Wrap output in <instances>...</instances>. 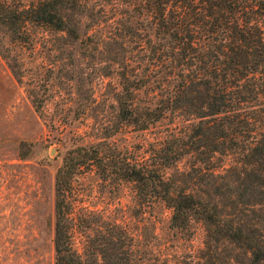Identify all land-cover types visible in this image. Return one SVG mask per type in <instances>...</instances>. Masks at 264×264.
Instances as JSON below:
<instances>
[{
	"label": "trees",
	"instance_id": "trees-1",
	"mask_svg": "<svg viewBox=\"0 0 264 264\" xmlns=\"http://www.w3.org/2000/svg\"><path fill=\"white\" fill-rule=\"evenodd\" d=\"M111 4L108 21L89 0H0V52L19 81L26 69L10 44L35 47L45 37L38 28L89 49L107 61L96 76L115 78L98 139L78 133L55 172L54 264H170L83 203L75 180L89 170L115 187L130 183L142 207L163 204L181 234L200 221L201 264H264V0ZM39 76L28 89L36 109ZM162 120L167 131L152 140L111 138Z\"/></svg>",
	"mask_w": 264,
	"mask_h": 264
},
{
	"label": "rangeland",
	"instance_id": "rangeland-1",
	"mask_svg": "<svg viewBox=\"0 0 264 264\" xmlns=\"http://www.w3.org/2000/svg\"><path fill=\"white\" fill-rule=\"evenodd\" d=\"M89 1L102 19L113 18L111 0ZM110 28L106 21L99 26L103 33ZM38 31L45 37L35 47L10 44L8 53L26 69L22 81L0 52V264H54L56 169L78 133L85 135L84 142L98 139L95 127L113 110L115 78L95 74L107 61L97 62L89 49ZM38 73L40 85L33 92L41 104L36 109L28 89ZM168 126L162 120L147 131H121L111 138L135 144L163 135ZM75 185L84 204L128 227L139 251L163 254L170 264H201L205 230L200 221L181 234L169 227L170 211L163 204L142 207L130 183L115 187L93 170L79 173Z\"/></svg>",
	"mask_w": 264,
	"mask_h": 264
}]
</instances>
